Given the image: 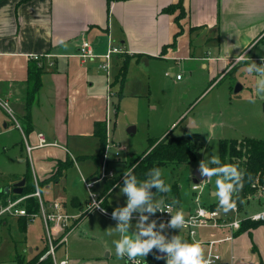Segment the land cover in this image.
<instances>
[{
  "label": "crops",
  "instance_id": "obj_1",
  "mask_svg": "<svg viewBox=\"0 0 264 264\" xmlns=\"http://www.w3.org/2000/svg\"><path fill=\"white\" fill-rule=\"evenodd\" d=\"M182 1L185 15L179 21V12H166L179 0L0 1V108L7 115L2 116L0 122L6 121L3 125L6 131L14 125L24 137L27 160L22 159L21 162L28 164V171L19 181L28 177L27 190L31 189L32 194L23 196L26 199L22 207L32 209L29 199L36 198L33 195L37 182L47 212L53 211L54 203L60 204L64 214L70 216H79L83 210V214L86 212L89 196L84 201L76 193H59L58 190L64 189L65 186H61L66 184L68 172L75 164L92 160L98 167L101 146L95 135L96 124L106 123V135H109L107 83L113 86V90L119 85L122 90L124 84L125 87L128 84V69L130 75L135 70L138 77H143L147 62L165 59L181 66L188 77L198 66L208 71L212 81L203 92L205 94L223 75L222 71L231 67L236 56L248 53L264 34V0ZM84 41L94 45L98 56L105 54L110 45L122 46L127 52L112 59L108 75L99 69L102 59L83 62L79 58V49ZM257 47L251 51V57L256 55L254 51ZM34 56H42L44 68L41 88L31 111L32 120L28 124L25 117L27 80L30 70L39 66ZM124 67L126 74L122 81L119 75ZM178 76V82L185 80V77L178 79ZM116 97H112L114 104ZM189 128L199 130L200 124L192 119ZM39 134H43L50 145L40 148ZM80 140H85L87 147L90 142L94 151L89 152L85 146L82 149ZM28 146L34 149L28 152ZM69 146L77 151H71ZM66 162L71 165L61 174H56L60 164L62 167ZM190 165L184 168L188 169ZM98 172L99 169L92 171V175L84 179L97 180L100 177ZM187 177L191 180L192 194V186L206 178L199 168ZM106 186L105 183V190ZM8 187L13 188L14 185ZM43 188L58 194L44 198ZM116 189L106 191L104 197L103 206L110 213L114 209L108 205L107 198ZM207 189L216 200L212 205L217 202L216 190H212L210 182ZM181 190L177 183L173 186L177 204L168 199L165 202L173 204L176 212L183 210L187 217L195 208L182 204ZM10 199L13 197L0 199V206ZM250 209L254 208L246 207L245 214L254 211ZM86 217L69 222L68 242L59 246L55 254L64 249L67 257L63 260H67L68 264H124L127 258H118L111 249V235L95 237L86 224ZM25 218H0V240L5 230L2 227H7L9 220H15L17 229L22 232L13 240L15 253L11 255L13 252L8 247L11 254L7 260H0V264H18L20 258L28 263L42 252H48L47 234L42 233V245L37 246L38 239L29 238V221ZM37 218L41 219L38 225L41 234V225L46 231L45 223L41 217ZM23 225H26L25 231ZM50 227L54 238L59 239L62 232L56 230L55 223ZM209 231L215 232L198 230L196 238L191 239L185 232L175 229L169 232L168 239L179 235L189 244L201 242L205 256L210 251V244L215 243L213 251L221 257L217 264H264V224L244 233L237 232L232 240H229L232 232L228 228ZM130 236L134 238L133 234ZM19 243H27L32 248L30 254L26 253V249L18 252ZM125 263L131 264L127 260Z\"/></svg>",
  "mask_w": 264,
  "mask_h": 264
},
{
  "label": "rangeland",
  "instance_id": "obj_2",
  "mask_svg": "<svg viewBox=\"0 0 264 264\" xmlns=\"http://www.w3.org/2000/svg\"><path fill=\"white\" fill-rule=\"evenodd\" d=\"M206 51L208 52V50ZM254 52L256 55L252 57H264V44L259 45ZM164 60L147 62L143 77H138L135 70L130 75L128 69L126 77L128 84L126 87L124 84L122 90H120V85L116 90H113V86L107 83L109 97V135L107 144L109 137L111 143L107 149L102 151L104 154L107 151L109 159L107 174L112 173L115 179L120 180L124 173L131 169L137 159L147 151L150 142L161 138L165 133H172L171 137L179 138L190 136L195 147L193 152L196 161L192 162L191 165L189 164L188 169L184 166L175 165L162 169V179L167 185H170V191L163 194V196L157 193V199L173 200L177 204L178 200L173 191V186L177 183L182 187L179 194L183 205L195 209L198 208L199 204L211 206V203L216 200L211 197L210 191L206 189L200 195L192 194L190 192L191 180L188 179L187 175H190L195 168H199L202 160L207 164V161L213 155L220 159L221 140H242L244 138L264 140V99L256 98L254 103L251 102L254 96L256 77L255 74L249 75L246 72L248 64L246 60L239 64L232 63L228 70L222 71L223 75L205 94L203 92L212 81L208 71L201 70L198 66L197 70L188 77L181 66ZM233 65L238 68L229 73L235 68ZM172 68L176 70H172ZM177 75H180L181 78L185 77V80L178 82ZM238 85L242 87V90L236 94L235 89ZM118 89L119 92H117ZM119 93L121 94L119 95ZM112 97L117 98L114 100L115 104L112 102ZM2 116L7 117L6 113L0 108V119ZM192 119L199 122V130L194 131L189 128ZM5 122V120L0 122V192L5 189L3 187L19 183L22 175L28 171V164L21 162L22 159L27 160L24 137L14 125L9 131H6L3 127ZM131 127L136 128L135 134L128 132ZM79 142H81L82 149H84L86 141L80 140ZM69 148L71 151H77L72 146H69ZM85 149L89 152L94 151V147L90 142L88 147L85 146ZM73 154L77 155L75 152ZM104 154L102 158L98 159L99 168L92 160L75 164L68 172L66 184L63 183L61 186H65L64 189H61V191L59 189V193L62 191L76 193L85 201L89 195L84 187L86 181L84 177L91 176L90 173L98 169L99 176L101 175L100 173L105 164ZM208 166L213 167L214 165ZM216 179L215 176L209 178L213 191L217 190ZM201 185H204V183H201ZM121 187L113 191L107 198L108 205L112 209L126 206L127 197L121 193ZM151 191L156 192L154 188ZM54 194L58 193L43 188L44 198H51ZM12 195L9 194V196ZM4 197L3 194H0V199L4 200ZM197 197H199V202H197ZM250 199L253 200L250 201ZM246 202L248 203L247 208H254L250 209L254 210L252 213L264 210L262 191L250 196ZM260 202L263 205H260ZM92 209L88 205L85 211L90 210L89 212H91ZM83 212L84 210L81 213V218L88 214L86 212L83 214ZM136 216H139V214L134 212L132 227L127 233L129 236L133 234L134 238L135 224L138 221L135 218ZM158 216L159 213L157 212L149 217ZM85 221L95 237L100 238L111 235L110 245L114 255H116L114 241L120 238V234L115 232L114 229L117 221L113 220L112 216L98 210H94L90 215L88 214ZM39 223H41L40 218L29 220L28 228L30 240L38 239L37 246L42 245V233H46L41 225L40 234ZM2 228L5 230L1 236L2 240H0V246H2L0 248V260H7V257L11 254V252H8V247L12 250L11 255H13L15 253L13 240H16L22 232L17 229L15 220L12 222L9 220L8 226ZM201 230L207 233L215 232L209 230L216 229L203 228ZM158 232L164 234L167 238L169 237V232L164 229H160ZM25 249L26 253L30 254L32 248L28 247L27 243L18 244V252H23ZM66 257L64 249H60L56 253L58 262ZM138 259L143 264H166V259H156V255L150 262L143 257ZM125 262L124 259V264H126Z\"/></svg>",
  "mask_w": 264,
  "mask_h": 264
},
{
  "label": "clouds",
  "instance_id": "obj_3",
  "mask_svg": "<svg viewBox=\"0 0 264 264\" xmlns=\"http://www.w3.org/2000/svg\"><path fill=\"white\" fill-rule=\"evenodd\" d=\"M246 56L245 54H238L235 58L236 64L244 61ZM233 66L235 67V65ZM246 72L249 75L255 74L256 77L254 96L251 102L254 103L256 98L264 99V57L261 58L259 65L250 61L247 64ZM208 165L217 166L209 167ZM199 170L201 175L207 178L217 177L215 195L219 198V208L224 213L234 211L237 204L233 195L242 188L244 177V173L239 167L221 164V161L213 155L207 164L204 160L200 162ZM117 187L120 186L117 185ZM153 188L156 189L155 193L151 191ZM120 191L127 197L126 206L115 208L111 214L112 219L117 221L114 228L115 232L120 234V238L114 241L118 258H127L126 260L130 261L131 264H141L138 257L145 258L150 252H153V249H156L157 252L166 254L164 256L156 255V259H166V264H214V259L210 255L205 256L201 242L189 244L182 240L179 235H174L168 239L164 234L154 231L157 227L156 220L146 223L149 216L157 212L171 214L170 221L160 223L161 229L170 227L182 230L190 223L183 210H179L173 215L171 212L172 205L166 204L164 199H157V193L166 194L170 191V185H167L162 179V172L159 168L151 169L147 174V179L143 181L137 179L134 169L126 171ZM100 203V201L96 202L95 208H100ZM141 205H147V207H140ZM100 210L104 211L103 208ZM134 212L139 214V219L135 224V238H132L127 233L132 227Z\"/></svg>",
  "mask_w": 264,
  "mask_h": 264
},
{
  "label": "trees",
  "instance_id": "obj_4",
  "mask_svg": "<svg viewBox=\"0 0 264 264\" xmlns=\"http://www.w3.org/2000/svg\"><path fill=\"white\" fill-rule=\"evenodd\" d=\"M1 1V0H0ZM109 2L113 0H108ZM167 13L174 14L179 12L177 16V21H179L184 15L185 11L183 9V1L179 0L178 3L170 6L166 9ZM264 44V36L252 47V50L255 47ZM249 63V62H248ZM232 64V63H231ZM43 66H38L37 68H33L30 70L27 80V91H26V122L30 124L31 111L32 107L35 103L38 92L41 88V74L43 72ZM238 68V67H237ZM237 68H233L229 73L235 71ZM126 74V67H124L120 71L119 78L124 81ZM95 135L100 140L101 152L99 157L102 158L106 145H107V135H106V123L99 124L97 123L95 126ZM172 133L166 134L164 137L157 139L155 141H151L149 148L146 152H144L137 161L133 164L130 170L134 169V174L137 176V179L143 181L147 179V174L153 168H159L160 170L164 168H168L169 166H187L191 162L196 161V157L194 156L195 147L192 144V139L190 137H171ZM101 156V157H100ZM221 164H231L237 165L239 169L244 173L243 177V185L240 191L233 195V199L236 201L237 208L239 209V213L242 216L245 214V209L248 205L246 202L250 196L255 193H259L264 189V140L263 139H249L244 138L242 140H221L220 142V159ZM68 165L71 163L66 162L65 164H61L58 168L56 174H61ZM214 165L213 167H216ZM31 176V175H30ZM216 177V176H215ZM217 178V177H216ZM27 182L24 187V192L22 195L13 194V199H18L28 194H32V190H27L29 179L26 178ZM106 190L101 195L102 198L106 196V191L113 190L118 188L117 185L123 186V178L120 180L115 179H107L105 180ZM155 189V188H154ZM2 190V189H1ZM5 190V189H4ZM4 190L0 192L6 198L9 194H5ZM156 191V189H155ZM12 194V193H10ZM31 201L32 209L27 210L29 214H37L40 210V205L37 198L29 199ZM28 200V201H29ZM169 203V202H168ZM3 205L6 202L2 203ZM26 208V207H25ZM209 208L213 210L220 209L219 208V198L217 197V202L209 206ZM87 213V212H86ZM88 214H86L87 216ZM247 215V214H245ZM85 216V217H86ZM27 222L30 220L29 218H25ZM264 224V222H251L249 220H244L242 224V228L240 229V233H244L251 228H256L259 225ZM22 229L26 230V225H23ZM238 232V233H239ZM156 249H153V252H150L146 258L147 261L150 262L151 259L156 254ZM46 253L42 252L30 262L25 263L22 258L19 259L18 264H54L51 257H47L42 260V256Z\"/></svg>",
  "mask_w": 264,
  "mask_h": 264
},
{
  "label": "built area",
  "instance_id": "obj_5",
  "mask_svg": "<svg viewBox=\"0 0 264 264\" xmlns=\"http://www.w3.org/2000/svg\"><path fill=\"white\" fill-rule=\"evenodd\" d=\"M94 45L89 42V41H84L82 45L80 46L79 49V58L83 62H89L93 61L94 59L100 58L102 59L99 69L106 74L110 75V62L112 59L117 56V55H124L126 54V50L122 46H115V45H110L108 46V49L105 54L98 56L95 53L94 50ZM250 51L246 53L247 55L244 60L250 62L254 61L258 64L261 63V57H251L249 56ZM49 57V56H48ZM33 59L37 62H39V66L42 65V56H34ZM236 59L232 61V63H235ZM181 77L178 76V79ZM38 140H39V147H46L50 144L47 143L45 136L43 134L38 135ZM111 143L110 137L108 144L106 145V149L108 145ZM55 146H58L57 144H54ZM28 152H31L34 148L28 146ZM118 155V154H117ZM104 160V166L102 168V172L100 173V177L97 180L94 181H85V187L89 195V207L93 208L91 212L90 210H87L86 212L88 214L93 213L94 210H100V208H103L104 211L102 213H105L106 215L112 216L110 212H108L104 207V198L101 197V194L97 191V184L107 180V179H113L114 176L113 174H107V164H108V155L107 151L106 154H104L103 157ZM206 181V183H205ZM201 183H204V185H201V183L194 184L192 186V190L194 192V195H200L204 190H206L209 186V180L206 178L202 179L200 181ZM36 191L33 197H36L38 199L39 205H40V210L39 213L37 214H29L27 210L22 207V202L26 199V197H21L18 199H10L6 202L5 205L0 206V218L2 217H27L30 220H33L37 217H41L44 220L45 223V229H46V234H47V243L49 246V250L46 253V255L42 258L45 259L47 257H51L54 264H68L67 260H63L58 262L56 260V250L59 246H62L68 242V229H69V222L73 220H77V218L82 217V215L79 216H70L67 214H64V210L62 206L58 203H54L52 205V212H47L45 210L44 202L42 199V195L40 193L38 184L36 182ZM89 185H91V188H89ZM262 195L264 196V189H262ZM95 192V193H94ZM94 193V195H92ZM101 202L100 203V208H95L96 202ZM197 202H199V197H197ZM166 204H171V203H166ZM171 208V212L174 215L176 213V209L173 204ZM159 216L150 218L149 220L146 221V223H150L152 220L157 221V227L154 229V231H159L161 228L159 227L160 223L170 221L171 219V214L167 212H158ZM137 220L139 219V216L135 217ZM187 220L190 221L189 225L182 229L181 231L185 232L191 239H195L197 236V232L200 229L203 228H228L232 232V237L229 240H232L234 237V234L240 231L242 228V224L244 220H249L251 222H264V210L257 212V213H251L246 215L245 217H241L239 213V209L236 207L234 211H229L228 213H224L221 209L213 210L205 205L199 204L198 208L194 210L189 216L186 217ZM74 222V221H73ZM55 223L56 224V230L59 232H62V235L60 236L59 239L54 238V233L51 229V224ZM164 230L171 232L175 229H172L170 227L164 228ZM179 230V229H178ZM215 243L210 244V251L208 252L207 256H211L214 259V264H217L221 257L218 255L216 252L213 251ZM206 256V257H207ZM142 264V262H141Z\"/></svg>",
  "mask_w": 264,
  "mask_h": 264
},
{
  "label": "water",
  "instance_id": "obj_6",
  "mask_svg": "<svg viewBox=\"0 0 264 264\" xmlns=\"http://www.w3.org/2000/svg\"><path fill=\"white\" fill-rule=\"evenodd\" d=\"M242 90V87L240 85H238L235 89V93H239L240 91ZM128 132L130 134H133L135 133V128H131L130 130H128ZM26 178L22 179L19 183H17L16 185H14L13 188H10V187H7L5 188L4 190V193L5 194H15V195H22L23 192H24V187L26 185ZM195 182H197V180H195ZM97 189L99 190L100 194H103L104 193V190H105V182H100L97 184ZM140 207H143V208H146L147 205H141ZM157 255H161V256H164L166 254H163V253H159L157 252Z\"/></svg>",
  "mask_w": 264,
  "mask_h": 264
}]
</instances>
